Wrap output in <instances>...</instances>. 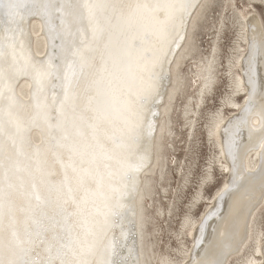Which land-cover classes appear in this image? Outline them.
Returning <instances> with one entry per match:
<instances>
[{
  "label": "snow or ice",
  "instance_id": "6c2138e0",
  "mask_svg": "<svg viewBox=\"0 0 264 264\" xmlns=\"http://www.w3.org/2000/svg\"><path fill=\"white\" fill-rule=\"evenodd\" d=\"M237 4L229 0L230 19L247 48L233 50L229 75L233 95H245L242 105L222 100L241 111L221 132L231 181L215 199L240 196L206 245V220L218 215L217 204L201 219L195 257L180 234L174 254L157 264H229L223 246L235 241L239 252L246 242L255 210L246 202L257 185V205H264V13L249 19ZM209 7L205 0H0V264H152L143 201L167 192L172 66L186 44L191 52ZM32 20L42 25L35 36ZM41 41L43 57L33 51ZM202 73L201 98L215 85V51ZM21 76L34 84L28 101L15 91ZM216 119L223 123L222 111ZM253 147L259 163L249 168L244 159ZM193 215L186 213L182 227ZM260 240L264 246V229Z\"/></svg>",
  "mask_w": 264,
  "mask_h": 264
},
{
  "label": "bare ground",
  "instance_id": "6f19581e",
  "mask_svg": "<svg viewBox=\"0 0 264 264\" xmlns=\"http://www.w3.org/2000/svg\"><path fill=\"white\" fill-rule=\"evenodd\" d=\"M210 7L204 12V14L200 17L199 24L196 28V39L194 42V47H192L191 52H187L188 45L186 44L183 49L180 50L179 54L175 57V63L172 66V85L168 88V93L174 97V100L171 105H169V121L170 127L172 131V135L167 138L168 144L171 146L166 149V154L168 158H171L170 162H173V169H175L176 175L179 177V187L181 185L185 187V182H189L191 184V188L194 186V193L191 196L192 199L188 200V205L186 204L184 208V214L178 218L177 214H175V209L178 208L175 204L171 205V207L167 208L168 219L172 221L174 227L169 226L166 231H163L161 228L155 227L153 225L152 229L146 227L148 233L151 234V244L149 247V251L152 256V264H157V262L163 257H169L173 255V250L177 247L176 238L178 235L183 234L184 240L186 241V247L190 251L192 256H196L202 249L199 247H193V244L196 242L195 238L199 236V225L201 219L204 217L206 213L210 211L213 204H217L215 209L218 215L212 216L210 219L206 220V227L204 232L205 245L208 240H211L215 234V231L221 228L223 224V217H226L229 212V205L232 200L239 197L240 193H236L234 196L226 195L224 200L217 203L215 197L218 191H220L226 184H229L231 181L230 167L231 160L225 159L223 151L221 150L222 145V137L221 132L223 130L224 125L227 123V119L240 114V108L235 107L233 105H225L222 106V100L226 97H232L235 104L242 105L243 104V96L245 95L244 91L236 93L233 95L234 87L232 82V77L229 75V58L233 55V50L235 48H239L240 54L243 55L246 51L247 44L240 37V27L237 24H234L230 17L233 15V11L231 7H228L229 0H205ZM213 6V7H211ZM258 7L263 8L264 13V2L262 0H238L237 4V13L243 9V11L247 12L249 19L255 18V20L259 21L261 14ZM217 10V16H213V11ZM213 16V17H212ZM225 18H229L228 22L224 25L223 30H220V22ZM242 18V17H241ZM41 22L39 20L31 21V30L33 36L36 35L41 30ZM205 34V38L208 42L206 52L201 50L202 46L198 43V38ZM225 35L228 36L227 44L223 45L222 42L225 39ZM230 41V42H229ZM229 42V43H228ZM224 46V50H223ZM33 51L40 57H43L45 52L47 51L46 46L43 41H41L38 45H33ZM216 53V73H215V84L216 77L218 74L221 77H225L227 80L226 88L224 89L223 95L220 97V100L217 104H214L213 107H210L208 103H206V96L211 95L212 91L208 92L203 98H201V89L203 87L202 84V69L208 60L211 59L213 52ZM187 53V54H186ZM222 58V59H221ZM99 60V56L97 55V61ZM222 60V61H221ZM189 62L190 64L186 66L187 70H184L182 67L185 66ZM239 67V65H236ZM234 67L232 71H235ZM188 72V73H187ZM258 86H259V78H258ZM194 88V94L192 91L190 92V88ZM34 89L33 81L30 77L21 76L15 85V91L17 95L24 101H28L31 98L32 91ZM190 92V93H189ZM177 98H182L184 100V108L181 109L180 113L183 120V126L185 131L190 130L187 133L186 141L184 143V138L181 137L178 139L177 143L184 144V156L187 157L182 161L181 158L174 155V152L177 149V145L175 142V137H177L180 133L183 132L180 130V133H177L173 128V115L172 108L174 107V102L177 101ZM210 99V97H209ZM219 99V97H218ZM205 101V102H204ZM165 104H168V97H165ZM194 106H198V108H202L204 110V129L207 135V144L206 148L209 150V155L206 158V162L200 166L199 174L196 176V173H193L192 167L196 161V128L198 127L199 120L202 115L197 117V111ZM205 106V107H204ZM163 110V109H162ZM175 110V109H174ZM186 110L190 113L189 116H186ZM218 111H222L223 114V123L216 119V114ZM171 112V113H170ZM199 113V112H198ZM201 113V112H200ZM203 121V120H202ZM216 124H219L218 129L216 130V134L212 137L209 136L210 128L214 127ZM252 124L256 127H259V118L256 115L252 116ZM181 125V126H182ZM175 126V124H174ZM179 126V128H181ZM182 126V127H183ZM184 131V132H185ZM205 134V133H204ZM247 134L245 133V137ZM205 138V137H204ZM160 135L157 133V140L159 142ZM33 143H39L41 140V135L39 131H34L32 133ZM181 141V142H180ZM246 142V140H245ZM206 143V142H205ZM255 144H258V141H254ZM183 147V146H181ZM183 149V148H180ZM207 153V151H206ZM169 162V160H168ZM221 162H223L221 166ZM259 163L258 157V148L253 147L252 150L245 156L244 164L249 168H254ZM182 164L184 166H182ZM218 166L220 179L216 180L213 177L214 166ZM216 166V167H217ZM194 168V167H193ZM199 170V169H198ZM213 170V171H212ZM57 171H59V165H57ZM170 174V172H168ZM205 174H208V183H203V178ZM196 176V177H195ZM198 177V179H197ZM214 180V181H213ZM213 181V182H212ZM168 182V180H166ZM165 182V184H166ZM168 188V184H166ZM171 186V185H170ZM172 187V186H171ZM177 188L175 192H172V196L174 198H179V192L182 193L183 189ZM186 188V187H185ZM208 189H211L212 192L209 194ZM160 190V191H159ZM157 190L153 195H150L147 200L143 201L145 214L150 216L149 208H152L154 203L158 204L160 199H162L160 192L166 193L162 188ZM171 191V190H170ZM244 190L241 189V192ZM168 192V190H167ZM191 194V193H190ZM142 197L147 195L142 191ZM260 192L258 185L255 188L254 198L250 201H247L248 209H255L252 212V217L249 221L250 228L247 232V240L243 245H240V251L236 252L235 249L237 244L235 241L226 242L223 246V251L230 252L231 255L229 257V264H240V262L246 258H252L256 261L264 260V246H262V242L260 240V232L263 229L261 222V212L260 210H264V205H257V201L259 200ZM183 197V196H182ZM189 197V196H188ZM164 198V197H163ZM171 198V197H170ZM170 202V200H169ZM138 203L140 201L138 200ZM184 203V202H183ZM153 206L152 211L154 209V214H163L166 209H162L159 206ZM169 204V203H168ZM169 206V205H168ZM179 209V208H178ZM198 210V212H196ZM186 213H195L192 218L191 225L187 228L182 227L184 223V218ZM153 214V215H154ZM159 216V215H158ZM151 217V221L149 224H152V220L154 218ZM161 217V216H160ZM164 213V219H165ZM165 221V220H164ZM163 231V232H162ZM169 233L167 237V242L165 243L166 251L159 252L155 251L153 248V241L156 240V237L160 240L161 234ZM245 236V230L243 227V223H241L239 228V237ZM173 241L176 245H169V241ZM172 250V251H171ZM187 259V255L185 256Z\"/></svg>",
  "mask_w": 264,
  "mask_h": 264
},
{
  "label": "rangeland",
  "instance_id": "374dc122",
  "mask_svg": "<svg viewBox=\"0 0 264 264\" xmlns=\"http://www.w3.org/2000/svg\"><path fill=\"white\" fill-rule=\"evenodd\" d=\"M211 7H213V6H211ZM257 9L259 10L260 14L263 13V8L258 7ZM217 12H218L217 10H214L213 11L212 14H213L214 17L217 16ZM225 36L226 37H225V39L222 42L223 45L227 44V40H228V36L227 35H225ZM205 37L206 36L204 34V36L201 35L197 39L198 40V43L200 44V46H202L201 50H203V52H206L207 44H208V42H207V40H206ZM224 49L225 48L223 46V50ZM186 63L187 64L185 66H183L182 68L184 70H187L188 71V68H186V66H188V64H190V63L189 62H186ZM190 66L192 68V65L191 64H190ZM226 84H227L226 78L225 77H221V75L218 74L217 77H216V84L212 88V90H213L212 91V94L211 95H207L206 96V100H205L206 103H208V105L210 107H213L214 104H217L219 102L218 100H220V97L223 95L224 89L226 88ZM194 88H195V86H193L192 88H190V92L192 91L193 95L196 94V93L194 94ZM209 97H210V99H209ZM218 97H219V99H218ZM183 108H184V100L182 98H177V101L174 102V107L172 108V111H171L172 112V115H173V123L175 124V126L173 124L174 130L177 133H180V130L183 132V135H182V133H180L177 137H175V142H176V145H177V149L174 152V155H176L177 157L181 158L182 161L187 158V157L184 156V152H183L185 147H184V144L181 141H180L181 143H177V141H178L179 138L183 137L185 139L184 140V143H185L186 137H187V133L190 131V130H186L185 131L184 126L182 125L183 124L182 123L183 120H182L181 114H179V113H180L181 109L183 110ZM194 108L197 111V115H196L197 117H199V116L202 115L201 119L199 120V123L197 124L198 127L196 128V141H197V144H196V147L194 148V149H196V153H195L196 154V161H195V164L193 166L194 168L192 167V170H193L192 172L193 173H196L197 172L196 173V176H197V175H200L199 174L200 166H202L206 162V158L209 155V150L206 148L207 140H205V139H207V135H206V132H205V129H204L205 128L204 127V120L205 119H204V112H203L204 110H202V108H198V106L197 107L194 106ZM179 126H181V128H179ZM181 146H183V147H181ZM180 148H183V149H180ZM206 151H207V153H206ZM170 161H171V158L169 159V162H168V172H170V174H167V180H168V182H166V184H168V188H167L168 192H166L165 194H164V192H160V195L162 196L161 197L162 199H160V202H158V204H156V202L154 203V205L156 204V206H159L162 209H164V208L166 209V211L164 212L166 218L164 219V213L161 214V215L158 214V213L154 214V209L152 211V208L154 206L153 205L152 208H149L150 216H152V218H154V220H152V224H148L146 226L149 229H152L153 225H155V224H156L155 227H157L159 229L161 228L163 231H166V229L169 226L174 227L175 224H173L172 221H170L168 219L167 208L168 207L170 208L171 205H173V204H175L176 206H178L179 209L178 208L175 209V214H177L176 216H178L177 217V221H178V218H180V216L184 214V208H185L186 204L188 205V203H189L188 200L189 199L190 200L192 199L191 196L194 193V191H193L194 186H193V188H191L192 186H191V184L188 181L185 182V187L186 188L183 187L182 185H181V187H179V177H178V174L176 175V172L177 171L175 169H173V165L174 164H173V162H170ZM182 166H184V165L182 164ZM216 166L217 165L214 166L215 169H214V172H213V175H214L213 177H215V179L218 180V179H220V175H219L218 166L217 167ZM197 179H198V177H197ZM178 187L181 190L183 189V191H182V193L179 192V194H180L179 195V198L176 199V198H174V196H172V195H174V194H172V192H175V190ZM207 191H208L209 194L212 192L211 189H208ZM169 200H170V202H169ZM196 212H198V210H196ZM260 212H261L262 227L264 229V210L263 211L260 210ZM168 234L169 233H164V234L162 233L160 240L156 237L157 242L155 240H152L153 241V245H154L153 248L155 249V251H159V252H165L166 251L165 243L167 242V237H165V235L168 236ZM168 244L169 245H173V244L176 245V243L173 242L172 240L169 241Z\"/></svg>",
  "mask_w": 264,
  "mask_h": 264
}]
</instances>
